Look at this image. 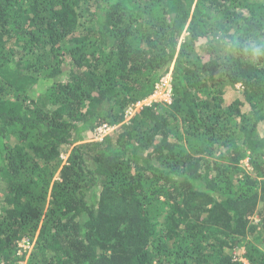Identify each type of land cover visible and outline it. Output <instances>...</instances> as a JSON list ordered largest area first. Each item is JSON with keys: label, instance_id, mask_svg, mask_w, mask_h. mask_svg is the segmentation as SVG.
<instances>
[{"label": "trees", "instance_id": "obj_1", "mask_svg": "<svg viewBox=\"0 0 264 264\" xmlns=\"http://www.w3.org/2000/svg\"><path fill=\"white\" fill-rule=\"evenodd\" d=\"M218 29L264 0H0V264H264V62Z\"/></svg>", "mask_w": 264, "mask_h": 264}, {"label": "clouds", "instance_id": "obj_2", "mask_svg": "<svg viewBox=\"0 0 264 264\" xmlns=\"http://www.w3.org/2000/svg\"><path fill=\"white\" fill-rule=\"evenodd\" d=\"M202 46L214 47L225 59L235 58L251 64L264 62V34L244 35L218 29L203 39Z\"/></svg>", "mask_w": 264, "mask_h": 264}, {"label": "rangeland", "instance_id": "obj_3", "mask_svg": "<svg viewBox=\"0 0 264 264\" xmlns=\"http://www.w3.org/2000/svg\"><path fill=\"white\" fill-rule=\"evenodd\" d=\"M170 80L171 78L170 77H166L163 79L162 82H164V86H162V89H160V92H158V95H156V93L154 95H152L150 98H148L147 100L143 101V102H140L138 105L139 107H141L142 105H150L152 102H157V101H163V102H167V103H171L172 101V91L170 93V89H172L171 87V83H170ZM239 87V85H238ZM139 107H136V109H129L131 110L129 115H134L137 108ZM130 115V116H131ZM115 128H113L112 130L110 131H107V132H104L103 134L101 135H97V138L96 140H102V138L107 134V133H111L114 131ZM19 246L20 247H23L25 249H28L29 247L31 248V246L27 245L26 244V240L24 241H21L19 243ZM244 253V250H241L238 252V256H242V254ZM243 260V259H242Z\"/></svg>", "mask_w": 264, "mask_h": 264}, {"label": "built area", "instance_id": "obj_4", "mask_svg": "<svg viewBox=\"0 0 264 264\" xmlns=\"http://www.w3.org/2000/svg\"><path fill=\"white\" fill-rule=\"evenodd\" d=\"M164 85H165L164 82H162V84L159 85L158 90L156 91V95H158V92H160V89H162V86H164ZM171 91H172V89H170V93H171ZM137 106L139 107V105H137ZM110 130H112V128H108L107 126H102L101 128H99V132L98 133L101 135L104 132H107V131H110ZM27 245H29V244H27Z\"/></svg>", "mask_w": 264, "mask_h": 264}]
</instances>
